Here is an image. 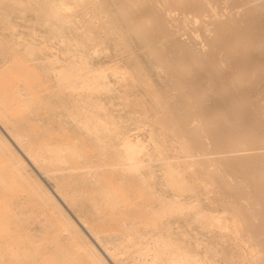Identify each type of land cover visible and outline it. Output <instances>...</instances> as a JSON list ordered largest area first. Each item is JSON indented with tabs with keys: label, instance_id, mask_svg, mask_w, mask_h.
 <instances>
[{
	"label": "bare ground",
	"instance_id": "1",
	"mask_svg": "<svg viewBox=\"0 0 264 264\" xmlns=\"http://www.w3.org/2000/svg\"><path fill=\"white\" fill-rule=\"evenodd\" d=\"M13 1L17 4L15 7L19 5L18 8L20 10L22 8L25 11L27 7L33 10V7L42 11L41 13H45L47 15L45 20L52 26L55 32L54 37L60 39L59 41L61 42L59 45L53 41L46 42L44 46L38 41L39 34L37 32L28 36L21 31L19 25L14 24V26L12 25L13 33H11L13 44L10 49L3 48L0 50V64H6L8 62L7 60L10 58L12 50L19 51L22 47H25L26 51H28L27 53H29L27 54L26 51L21 53L23 55L24 53L29 55L28 60H30L29 57L33 61L39 59V54L41 53L43 55L42 63L46 65L49 71L48 81L44 79V76L35 73H15V75L10 77L0 75V146L8 154L5 163L9 164V169L14 171L18 178L25 179L28 177V162H31L34 167H37L38 170L43 172V175L41 174L42 177H49L55 181V186L61 198L63 197L67 201H83L84 199L86 200V197H92L93 212L103 225L96 227L85 221L84 226L92 232L91 234L96 238L101 249L107 255L118 259L121 254H125L128 258H132V264H212L198 250V247L199 249L202 248L201 241L198 240L197 236H190V233L184 226L185 222L181 221L191 214H194L195 220L201 227L204 226L216 233L231 228L233 234H240L239 240L245 244L257 241L255 240V236L258 237V241L261 236H264V103H262L264 100V71L262 70L263 65L261 66V70L258 68L260 63H264V45L262 46L260 43V40L262 38L264 39V0H234L236 7L232 8H238L237 10L239 11L244 10L242 14H249L247 16L249 19L252 17L250 19L251 22L243 26H241V23L237 25L233 17L227 15L226 12L221 14L223 11L218 10V8L221 9L220 4H222L221 2L223 0H160V2L155 0L152 4L159 9H155L153 5L150 6L154 12H149L150 14L148 13L144 17L138 14L141 7L137 3L134 4L131 0L129 2L127 0H118L120 4L122 1V4L119 6L120 4L118 3L119 5L117 4L116 8L119 6L120 16L128 26L126 27L129 28L132 35L139 37L140 43L146 45V47L149 45L152 48L151 50H155L152 53L163 50V47H167L168 44L162 41L161 38L163 37L160 35L173 32L168 27V24L173 19L171 20L166 16V11L172 9L174 12L177 7L179 8V13H181V10L185 11V13L192 12V17H196L197 20L195 21H200L201 26L207 27L208 29L210 25L216 27L214 30L218 33V39L221 40L223 46H231L228 50L229 55L224 57H218L217 59L216 56L218 55H215L214 51V55L208 54L207 61L203 64L200 71L204 70L206 71H203L204 74L211 77L214 76L213 85L217 83L216 92H220L221 97H225V100L230 98L233 101L228 104L226 109L224 107L218 108V104L207 105L205 101H199V103L197 102L199 109L195 110V105L191 102V97L201 94L200 91H202V88L201 90L199 89L201 86L198 88L197 85H193L190 91L183 90L184 83L182 82V78L176 72L173 73V69H171L175 75V77L170 76L173 83H170L171 80L168 81L171 85L170 88L167 90L162 89L154 81V77L152 78L148 73V70L143 67L139 56L131 52L129 49L130 46H126L128 40L124 36L123 38L126 41L123 40L121 38L122 33H120L119 35L121 36L119 38L121 40L115 45L119 49V44L123 42V47L126 46L128 52H131L130 55L136 60V62H132L129 59L130 62L128 63L131 65L134 64L136 69L134 68V71L131 70L130 73L123 69L124 67L121 68L120 65L119 68L113 69V74L124 81H128L138 75L137 78H140L144 82V87H146V96L149 95L148 97L150 98L151 95L153 99V104L149 105L150 108H148V105L143 104V108L141 107L142 109H140L139 103L145 102L146 97L142 96L143 98H139L140 96L137 93L136 98H139V100L136 101L130 99V91L127 93V104L132 103V107L135 109L138 108V110L140 109V115L138 117L134 116L133 118L130 116L133 122L135 121L140 127V130L138 129L139 132L136 131L138 133L132 132L128 125L124 123L123 119L111 111L110 105L104 99L106 95L111 94L115 90L110 80L111 70L109 68L94 67L88 57L91 55L87 56L85 54L86 49L85 52L80 49L81 47L95 45L96 51L99 50L101 42H98V40L106 33L102 30L101 35L100 33L97 34L96 28L100 29L107 26L113 19L109 17L110 11L107 8L109 3L108 5L106 3L108 1L0 0V13L8 4L13 7L12 3H10ZM118 1L114 0L113 2L117 3ZM163 2L165 3L163 4ZM163 6H167L169 9ZM11 7L9 8L13 11ZM112 8L110 7L109 9ZM84 11L85 14H83ZM80 12H82L83 16L77 19L79 25L82 23L81 21L84 17L90 16L89 19L84 20L88 21V23L90 22V24L93 23L91 24L92 26H88V23H85L87 27L81 24L85 28H82L83 30L80 31L79 26L78 34L73 33L76 36L65 34L67 32L64 31L66 27H70L75 22V18ZM182 15L181 13V17ZM150 16H154V19L157 20L155 24L150 21L146 22ZM179 16L178 18L180 20ZM173 18H176L175 15ZM183 19L182 17V22ZM181 20L179 23H181ZM97 23L98 25L96 26L95 24ZM74 24L73 26H75ZM182 24L184 23H181L180 26ZM76 25L78 26V24ZM193 25L195 26V24ZM77 26L75 27L77 28ZM5 27L7 28V26ZM182 27L186 28L185 25ZM9 28L11 30V27ZM196 28L199 29L200 27ZM8 29H6L7 32ZM224 29H229L230 34L227 36L223 35ZM114 30L113 32H115ZM200 30L201 32L204 31L201 28ZM209 30L211 31V29ZM179 31H182L181 28ZM106 32L110 31L106 29ZM185 33L187 34L188 32L186 31ZM234 33L240 35L239 40L234 37L235 35L231 38ZM6 35L8 36V33ZM109 35L110 33L107 36ZM187 35H190V33ZM207 35L209 37V34ZM113 36L111 35L112 38ZM106 38L110 40L109 37ZM115 38L117 39L118 37ZM130 39L132 40V38ZM220 40H217V42ZM244 41L246 45L242 49V44L240 45L241 47H239V44ZM55 46L61 51L60 53H51L49 51ZM189 49L182 53L187 54ZM120 50L118 51L120 52ZM124 51L126 52L127 50ZM61 53H63V56H61ZM121 54L123 56L122 51L119 55ZM27 55L25 58H27ZM158 55H156V59ZM131 56L129 57L131 58ZM19 61L21 63V60ZM15 62L17 64V61ZM120 63L122 64L121 60ZM160 63L164 64L163 62ZM213 65L218 66L217 69L213 70ZM163 71L167 74V70L163 68ZM244 72H248L253 76L241 84L239 78L242 77ZM52 80H56V82L51 83ZM248 83H252L253 87H250L251 89L247 92L242 91L241 89L245 85H248ZM170 89H177L178 92L173 93ZM139 90L138 92H140ZM258 92L262 94V99H259L255 103L256 106L254 109L257 111H252L247 108L241 111L237 105L242 100H245L247 94L251 95ZM179 95H182L181 99L178 98ZM121 96L124 97L125 95ZM214 96L218 97V95ZM180 101L184 103H182L183 107H180ZM145 103H147V100ZM145 105L148 107L146 108ZM122 107L124 106L122 105ZM131 109L133 110V108ZM150 109H153L151 112L154 109L157 112L155 115L156 118L154 117L153 120L151 118L150 120L148 119ZM127 119L130 120L129 118ZM69 127L75 128V130L94 141L95 145L93 149L91 148L92 150H90V147L86 148L81 140L77 138L71 139L69 142H64L62 134L67 133ZM30 135H33V139H31ZM32 140H39V142L34 144ZM14 146L17 147L19 152H16ZM155 164H159L163 168L164 173L166 172L164 178H166L169 188L172 185L177 189L174 196L168 197L155 189V180L157 177ZM102 171H108L112 175L118 172L128 174V176L130 175L127 178L120 177L118 179L123 184L121 188L119 187L120 189H122V186L125 187L126 185L132 184L131 182H134L133 180L135 178L137 179L138 176L143 182L145 190H142L146 193H152V198L150 196L148 198L144 197V195L138 197V193L131 195L125 192H119V188H114L115 184L112 180H109L111 178L103 181L100 176ZM5 178L3 175L0 176V181L6 183L7 179ZM84 182L90 183L93 186H100L102 191L96 196L83 190H77L76 186ZM73 187L75 188L73 189ZM210 189L211 191L215 189L217 196L221 193L226 194L227 198L225 199H228L229 195L243 198L244 200L249 199L250 203L245 201L249 206L248 204L246 206L242 204L246 207V209L244 208L245 212L242 216L243 220L238 218L234 221L229 220L233 214L229 213L230 216L227 215L228 213L219 212L221 208L219 211L215 207H212L213 210H210L209 205V210L203 209L201 206L203 202L201 203L199 201V196V199L197 197L196 199L186 198L190 190L199 194L200 192L206 193ZM217 191L220 193L218 194ZM43 192L47 193L48 203L54 204L52 195L50 193L48 194L46 190H43ZM221 198L223 199V197ZM204 201L206 200L204 199ZM216 201L218 205V200ZM54 205L58 207L56 204ZM227 205L229 204L227 203ZM219 207L217 206V208ZM139 212L147 213L148 216L153 214L154 219L151 216L153 220L149 219L147 221L145 219L139 222ZM245 220L246 222H244ZM196 228L197 230L202 229H199V226ZM68 231H70V228H68ZM246 231H249V238L247 237L248 239L245 240L246 237L243 236V233H246ZM218 234L216 236L217 238ZM229 234H232V232L229 231ZM221 235L220 238L222 239ZM234 236L236 235L234 234ZM260 241L264 242V238L260 239ZM228 244L231 245V243ZM194 245L197 247L195 248ZM248 245L250 246V244ZM76 250L78 252L84 251L95 262L101 261L104 264L101 257L88 242L78 244ZM223 252L225 253V250ZM235 254L233 253L234 257L237 255L241 258L242 256ZM241 254L244 256V253ZM250 254H255V252L251 253L250 250ZM223 255L222 257L225 256ZM260 256L258 259L261 258L262 260L257 261L255 259V261L260 262L255 264H264V258ZM236 257L235 260L231 257L235 263L238 258Z\"/></svg>",
	"mask_w": 264,
	"mask_h": 264
},
{
	"label": "rangeland",
	"instance_id": "2",
	"mask_svg": "<svg viewBox=\"0 0 264 264\" xmlns=\"http://www.w3.org/2000/svg\"><path fill=\"white\" fill-rule=\"evenodd\" d=\"M39 1H41V0H39ZM104 1L105 2L108 1L106 3H107V5L109 3V6H107L108 10L110 11L109 17H111L113 19L111 20V22H109L107 24V26H105L106 28L102 27L105 30L102 28H100V29L96 28V31H97V34L100 33V35H101L102 34L101 31L103 30V31H105L106 34L110 33V35L107 36L108 34L107 35L103 34L102 38L104 39V37H105L104 40L100 37V40H98V42H101L100 43L101 45L99 46L98 51H96L95 45H89V47L87 46L88 48L87 47H81L80 49L84 52L86 49L85 54L87 56L91 55L88 57L90 59L91 64L94 67H96V68H101V67L102 68H109L111 70L110 80H111L112 84L114 85L115 90H114V92H112L113 94L111 93V94L106 95L104 97V99L107 102V104L110 105L111 111L116 116L121 117L123 119L124 123L126 125H128V127L132 130V132L134 131L135 133H138L140 130V127L138 126V124L135 121L133 122L132 117L133 118H134V116L138 117L140 115L139 110L143 108V104H146L148 106L152 105L153 99H152L151 95H150L151 100L148 97L149 95L146 96V87H144V82L141 81L140 78H137L138 75L136 77H132L133 80L129 79L128 81H124L121 78L117 77L115 74H113L114 73L113 69L119 68L120 65H121V68L124 67L123 69L129 71L130 73H131V70L134 71V68L136 69V66L134 64L131 65L128 63V62H130V60L132 62L133 61L136 62V60H134L135 58L130 55L131 52L136 53L139 56L140 61L143 63L142 64L143 67H145L146 70H148V73L152 76V78L154 77L153 79L157 83V85H159L164 90H167L168 88H170L171 85L169 84L168 81L171 80L170 83H173L170 76L175 77V75L173 74L175 72L180 76V78H182V82L184 83V88H182L183 90H186V91L189 90L190 91V89L192 88L193 85H197L198 88L201 86L199 88L200 90L202 88V91H200L201 94L200 95H194L191 97V102L195 105V107H194L195 110L199 109V107L197 106V102L199 103V101H201V102L205 101V103L207 105L208 104H212V105L218 104L219 105L218 108L224 107L225 109L227 108L228 104L233 101L230 98L225 100V97L224 98L221 97L220 92H216L217 83H215L213 85V81L215 78L214 76L211 77L207 74H204V72H206L204 70L200 71L203 64H205L207 61L208 54L218 55V56H216L217 59H218V57L220 58V57H224L226 55H229L228 50L231 48V46L230 47L226 46V45L223 46V44L221 43V40L218 39V36H219V35H217L218 33H216V31L214 30V28L216 29V27L210 25L209 26V29H211V31H210L207 27L201 26L202 24L200 23V21H195V20H197V18L196 17L194 18V16L192 17V12H188L189 13L188 14V13H185V11L180 9L181 13L185 16L184 17L182 15V17L184 18L183 22H182L181 13H179L180 11H179L178 7H177L178 9L176 8V10H174V12H173L172 9L170 10L168 8L169 7L168 5H167L168 7L163 6L164 8H167L170 11H172L171 13H173L176 17V18H173L174 15L171 14L169 10H167L168 12L166 11V14H167L166 16H168L171 20L173 19L170 23L168 22L169 23L168 27L173 32L172 33L169 32V33H166L164 35H160L161 37H163V38H161L162 41L166 42L168 45H167V47H163L164 51L160 50V51H156V52L152 53V51H155V50H151L152 48L149 45H148V47H146V45L140 43L139 37L134 36L130 33L129 28H127L128 26H127L126 22L123 21L122 17L120 16L119 6H121L122 1H121V4L119 2L120 0L119 1L115 0V1H118L117 3L113 2L114 0H104ZM131 1L134 4L137 3L141 7V9L138 11V14H140V16L144 17L149 12L150 13L154 12L152 7H150V6H152V5L155 6L154 4H152L155 2V0H131ZM158 1L160 2V0H157V2ZM13 2H10V3H12L13 7H11V5L8 4L6 7L3 8L2 12L0 13V32L2 31L0 33V36H1L0 37V40H1L0 41V50L3 48L4 49L5 48L10 49L11 45L13 44V39L11 37V33H13L12 25L14 26V24L19 25L21 31H23L28 36L31 34H35V32H37L39 34L38 35V38H39L38 41L40 43H42V45H44V46H45L46 42H51V41H53L57 45H59L61 43L59 41L60 39L54 37L55 32L53 31L52 26L45 20L47 18V15L45 13H41L42 11H39L33 7H32L33 10H31L30 7L29 8L27 7V9L25 11H23L21 8V10H22L21 11L20 8H18L19 5H18V7H15V5H17V4H15V2L13 4ZM127 2H129V0H127ZM165 2H167V1H165ZM165 2H163V4ZM114 3H116V4H114ZM221 3H222V4H220L221 9L218 8V10L223 11L221 14L226 12L227 15H229V16L231 15L233 17V20L236 21L237 25H238V23H241L242 24L241 26H243L244 24L251 22L250 19L252 17H250V19H249V17L247 18V16L249 14L248 15L246 13L242 14V12L244 13V10L243 11L240 10L241 11V13H240V11L237 10L238 8L237 9L232 8V7H236L234 4V0H223ZM117 4L119 5L118 8H116ZM112 6H113V8H112ZM9 7H11L13 11H11V9ZM110 7L112 9H109ZM15 8H18V9H15ZM29 9H30V12H29ZM116 9H118V10L116 11ZM155 9H159V8L155 6ZM233 11H235V12H233ZM231 12H233V13H231ZM236 12H237V14H236ZM83 14H85V11L83 12ZM86 14H88V13H86ZM179 14H180V16H179ZM226 14H224V15L226 16ZM88 15H90V14H88ZM110 15H112V16H110ZM80 16H83L82 12L78 13V15L75 18L76 19L74 22L75 24L73 23L75 26H77L76 24H78L77 28L75 26H73V24L71 25L72 27L67 26L66 29L64 30V31H67V32H65V34H67L69 36H73V35L76 36L79 32L78 31L79 26H80L79 27L80 31L85 28L82 25L85 26L86 25L85 23H88V21H86L84 19H89L90 16L84 17L83 20L86 22H84L82 20L81 21L82 25L81 24L79 25V22L77 21V19L80 18ZM178 16L180 17L181 23H184L181 26H180L181 23H179L180 20H179ZM189 16H190V18H189ZM1 17L3 19H5L4 21H5L6 25H5V23ZM191 17L194 19H192ZM115 18H116V20L118 19L117 23H116ZM186 18H188V19H186ZM81 19H82V17H81ZM244 20H245V23H244ZM36 21H37V23H36ZM112 21H115V22L112 23ZM149 21L153 22L155 24V21H157V20L154 19V16H150L149 19L146 20V22H149ZM20 22H22V23H20ZM38 22H39V24H38ZM1 23H3V24H1ZM114 23H115V25H113ZM174 23H175V25H174ZM91 24H93V23H91ZM91 24L89 22L88 26ZM193 24H195V26L198 28L200 27L204 31L201 32L200 28L197 29ZM1 25L3 26V29H2ZM95 25L97 26L98 23ZM184 25L186 28L182 27ZM5 26H7V28ZM110 26H111V28H110ZM179 26H180L182 31H179L180 30ZM9 27H11V30H9L10 29ZM26 27H29V28H26ZM86 27H87V25H86ZM115 27L117 29V32H116ZM174 28H176V29L173 30ZM182 28H184V29H182ZM6 29H8V32ZM106 29L110 32H106ZM76 30H77V32H75ZM113 30L115 32H113ZM176 30H178V32L175 33ZM206 30H207V32H206ZM51 31H53V32L51 33ZM186 31L188 33H190V35H187L188 33L186 34L185 33ZM228 31H229V29L228 30L224 29V31H223L224 33L222 32L223 35H225V36L229 35L230 31L229 32ZM6 33H8V36L6 35ZM71 33H72V35H71ZM73 33H75L76 35ZM116 33L118 34V36ZM120 33H122L121 38H123V36H124L125 39L128 40V42H126V46L127 45L130 46L129 49L131 50V52L130 51L128 52V48H127L128 46L123 47L124 45H122V43H123L122 41H121L122 43L119 44V47H118L119 49H117V46L115 44H118L117 42H119L121 40V38H119L121 36V35H119ZM207 34H209V37L211 36V38H209ZM111 35H114L113 38L111 37ZM192 35H194V36L192 37ZM233 36L236 37L238 40L240 39L239 38L240 35L238 33L232 34L231 38ZM8 37L10 38V40ZM106 37H109L110 40H107L108 38H106ZM115 37H118V38L116 39ZM130 38H132V40ZM125 39L123 38V40H125ZM207 39H209V40H207ZM170 40L173 42V44ZM217 40H220V41L217 42ZM2 41H5V42H2ZM129 43H131V44H129ZM260 43L262 46L264 45V39L263 38H262V40H260ZM216 44H217V46L214 47V45H216ZM226 44H227V42H226ZM240 45L242 46V49H243L244 45H246V42L244 41L243 43H240L239 47H241ZM90 47H92V48L90 49ZM120 47H121V50H120ZM122 47L124 50H127V51L125 52L122 49ZM131 47H132V49H131ZM57 48L58 47L55 46L54 48L50 49L49 51H51V53H54V52L60 53L61 51ZM188 48H190L189 49L190 51L188 50L187 54H183L182 52L186 51ZM23 49H25V47H22L21 49H19V51H15V50L11 51L10 58L7 60L8 62L6 64H4V63L0 64V73H1L0 75H2L4 77H10L12 75H15V73L16 74L35 73L37 75L44 76V79L45 80L47 79V81H48L49 71L47 70L46 65H44L42 63L43 55L41 53L39 54V59L41 58L40 60L36 59L35 61H33L32 58H30V57H29L30 60H28L29 55H27V54H29V53H27L28 51H26V49L25 50H23ZM88 49L90 50L89 52H88ZM118 50H120V52ZM150 50H151V52H150ZM215 50H216V52H215ZM13 51H14V53H13ZM25 51L27 54H25V53H24V55L21 54L22 52H25ZM117 51L119 53H121V51H122L124 57L122 56V54L119 55V53ZM213 51H214V54H213ZM157 53L158 54L160 53V54L158 55ZM189 53L191 56L189 55ZM17 54H18V57H17ZM62 54L63 53H61V56H63ZM26 55H27V58H25ZM126 55H128V56H126ZM156 55H158L157 59L155 58ZM22 56H23V58H22ZM129 56H131V58ZM255 56H258V55H255ZM125 57H128V58H125ZM119 58L122 61V64L120 63ZM19 60H21V63H19L20 62ZM23 60H26L27 62L23 61ZM38 60L41 62H39ZM15 61H17V64ZM11 62H14L15 64L11 63ZM160 62H163L165 65L161 64ZM243 64H244V62H243ZM5 65H6V67H5ZM130 66H134V67H130ZM261 66L263 67V69ZM162 67L164 68V70H167V74L164 73ZM217 67L218 66L213 65V70L217 69ZM258 68L260 70L262 69L264 71V63H260L258 65ZM1 69H2V71H1ZM171 69H173V73H172ZM263 75H264V73H263ZM263 75H262V77H263ZM251 76H253V75H250V73H248V72H244L242 77L239 78V82L241 84H243L246 80H248V78H251ZM230 80H231V78H230ZM55 82H56V80L51 81V83H55ZM123 83H125V84H123ZM137 85H138V87H137ZM142 85H143V87H142ZM251 85H252V83L251 84L248 83V85H245V87L242 88L241 90L247 92L253 87V85L252 86ZM129 87L132 89L129 90L130 89ZM137 89L138 90L140 89L139 90L140 92H138ZM120 91H121V93H120ZM128 91H130V95H129L130 99H134L137 101V100H139V98L144 96V97H146L147 103H145L146 100H145V102L144 101L142 103L140 102L139 103L140 107L138 105V107L140 108L139 110H138V108L135 109L134 107H132V105H133L132 103L127 104L126 97H127ZM170 91L173 93L178 92L177 89H170ZM141 92H142V95H141ZM194 92H196V91H194ZM137 93H138V96H140L139 98H136ZM139 93H140V95H139ZM196 94H197V92H196ZM121 95H125V96L123 97ZM214 95H218V97H215ZM181 96L182 95H179L178 98L181 99ZM259 99H262V94L260 92L254 93L251 95L247 94L245 97V100H242L239 103V105H237V106L240 107L239 109L241 111H244L245 108L250 109L252 111H257L254 108L256 106V104H255L256 101H258ZM180 103H181L180 107H183L184 103L182 101H180ZM262 103H264V100ZM122 105L124 107H122ZM127 106H128V108H127ZM148 106H146V108ZM129 108L131 111L129 110ZM131 108H133V110ZM148 108H150V106ZM152 110L153 109H150V112H149L150 113V116L148 118L149 120H150V118H151V120H153L155 115L157 114L155 109L153 112H151ZM128 111H130V112H128ZM130 116H132V117L130 118ZM127 118H129L130 120H128ZM136 131H138V132H136ZM30 136H31V139H33V135H30ZM62 138H63L64 142L65 141L69 142L71 139L77 138L78 140H81V142L85 145L86 148L90 147L89 148L90 150H92L94 145H95L94 141L90 140L86 135L75 130V128H73V127H69L68 132L62 134ZM8 141H9V139H8ZM32 141H34V140H32ZM38 142H39V140H35L32 143L37 144ZM14 148L16 149V152L17 151L19 152L17 147L14 146ZM7 155L8 154H6L5 150L0 146V176L3 175L6 177L5 179H7L6 183H2L0 181V264H102L101 261L95 262L91 257H88L89 255L86 254V252H84V251L78 252L76 250V247L78 246V244H80V243L82 244L85 242H88L94 248V250L97 252V254L101 257L104 264H132L133 263L132 258H128L127 255H125V254H121V256L118 259H115V258L107 255L105 253V251L101 249L99 242L96 240V238L91 234L92 232H90L88 230V228L86 226H84L85 221L88 222L90 225H93L96 227L103 225V223L97 218V215L93 212V200H92L93 198L92 197H90V198L86 197V200L84 199L83 201H71V200L67 201L66 199H63V197L61 198V196L59 195V191L55 186V181L49 177H45V178L42 177L41 174L43 175V172L41 170H38L37 167H34L31 162L30 163L28 162V171H27L28 177L25 179H20L15 175L14 171L9 169V167H10L9 164L5 163L6 162L5 159H6ZM155 171L157 173V177L155 180V189H157L159 192H162L163 194L167 195L168 197L174 196L177 189H175L174 186H172V185H171V188H169V186L167 185V182H166V178H164L166 175V172L164 173L163 168L160 167L159 164H155ZM161 172H163L164 174ZM8 174H9V176H8ZM100 176L102 177L103 181H106L107 179L111 178L109 180H112L113 183L115 184L114 188L115 187L121 188V185H123V184L118 179L120 177L127 178L130 175L128 176V174H122L119 172L112 175L108 171H102ZM138 178L139 177L137 176V179L135 178L133 180L134 182H131L132 181L131 180L130 182L132 184L126 185L125 187L122 186V189L119 188L118 189V190H120L119 192H121V193L125 192L126 194H131V195H133L134 193L135 194L138 193V197H140V195H142V196L144 195V197L148 198L150 196V198H152V196H153L152 193H148V192L146 193L145 191L142 190V189H144L143 182H142L141 178H139V179ZM137 181H139V182H137ZM162 183H164V184H162ZM131 186H133V187H131ZM166 186H167V188H166ZM74 188L75 187H73V189ZM76 188L79 191L83 190L89 194L96 195V196L102 191V188L100 186H96V185L93 186L90 183H86V182L79 183L76 186ZM125 189L126 190L128 189V190L126 191ZM136 189H137V191H136ZM43 190H46L48 192V194L50 193L52 195L53 202L58 207H56L52 203H48L47 193L43 192ZM209 191H207V192L210 195L207 192L206 193L200 192L198 194L195 191L190 190V192L187 193L186 198L187 199H190V198L196 199V197H197V199H199V197H200V199L202 198L201 200L199 199V201H201V203L203 202L202 203L203 205L201 204L203 209L209 210V208H208L209 205H210V210L211 209L213 210L212 207H215L216 210L218 209L217 211H219V209L221 208L220 209L221 211H219V212H222L225 214L228 213L227 215H230L229 213L233 214L232 216L230 215L231 217L229 216L230 217L229 220L234 221V220H237V218L238 219L243 218L242 216L245 212L244 208L246 209V207H244L243 205L246 206V204L250 203L249 199L244 200L243 198L230 196L229 194H228L229 195L228 199H225V198H227L226 194H224V193L219 194L220 192L217 191L219 194L217 196L215 189H212V191L210 189ZM142 192H144V193H142ZM212 192H214V193H212ZM210 196H212L211 199H210ZM206 197H209V198H206ZM214 197H216V198H214ZM221 197H223V199ZM229 197L231 198V200H229L230 199ZM218 198H221V199H218ZM204 199L206 201H204ZM216 200H218V205H217ZM214 201H215V203H214ZM225 201H227V202H225ZM245 201H248V203ZM210 202H212V203H210ZM223 202H225V203H223ZM227 203L229 205H227ZM238 203H239V205H238ZM214 204H215V206H214ZM225 205H227L228 207ZM235 205L236 206L238 205V206L236 207ZM217 206L218 207L220 206V207L217 208ZM248 206H249V204H248ZM239 208H240V210H239ZM229 209L230 210L232 209L233 212L232 211L230 212ZM214 211H215V209H214ZM234 214H235V216H234ZM236 215H238V216H236ZM151 216L153 217V214L148 216L147 213L139 212V222H141L142 220H145V219L147 221H149V219L153 220L154 217L152 219ZM231 218H233V219H231ZM244 218H245V216H244ZM155 219H156V217H155ZM188 219H190V220H188ZM181 221L185 222L184 226L186 227V229L190 233V236H192V237L197 236L198 240L201 241L202 248L199 249V247H198V250H199V252L204 254V256H206V260L208 262H212V264H236V263L244 264V262H246L245 264H255V263H260V262H257V261H260V259H261V258L258 259L260 255H261L260 257L264 258V248H263L264 242L260 241V239L264 238V236L263 237L261 236L259 241H258V237L255 236V240H257L259 244L257 243V241L248 242L245 244L244 242H240V240H239L240 234L234 233L236 235V236H234L231 228L224 229V230H222V232H217V233H219L218 238H217L216 237L217 233L215 231H213L209 228H206L204 226L201 227V225H199V223L195 220L194 214L187 216L186 218L182 219ZM244 222H246V220ZM246 224H248V223H246ZM195 226L196 227L199 226V229L200 228H202V229L197 230V228ZM68 228H70V231H68ZM195 228H196V230H194ZM205 229H207V230H205ZM229 231L232 232V234H229ZM198 232H199V234H198ZM203 232H205V233H203ZM227 232H228V234H227ZM194 233H195V235H193ZM221 233H222V235H221ZM246 233H243V236L246 237L245 240L249 238V231L248 232L246 231ZM220 235L222 236V239L220 238ZM251 235H252V233H251ZM212 236H213V238H212ZM212 239H214L215 241L213 240L212 242H210ZM228 243H231V245L233 244L232 246L234 247V249H232L233 247ZM242 243H244V244L242 245ZM253 243H254V245H253ZM248 244H250V246ZM228 245L230 248L231 247L232 248L230 249L229 247H227ZM110 246H111V244H110ZM223 246H225V247H223ZM247 246L251 250V253L255 252V254H252L253 256L250 254V250L248 249ZM194 247L196 248L197 246L194 245ZM254 247H256V248H254ZM260 248H261V250L262 249L263 250L261 251ZM237 249H238V251H237ZM245 249L246 250L248 249V250L246 251ZM253 249H254V252H253ZM224 250H225V253L223 252ZM230 250L234 254L236 253V254H239L242 256H243V254H241V253H244V256L243 257L241 256V258H239L240 256H237L235 254L238 257L237 258L235 256L237 258L236 260L238 261L240 259V261H238V262L236 261V263H235V261H233V259L235 260V257L233 255V253L231 254ZM260 251H261V254H260ZM222 252L225 256L222 254ZM226 252H228V253L226 254ZM246 253H249V254H246ZM222 255L224 257H222ZM227 255H228V257H227ZM229 256H230V258H229ZM255 256H256V258H255ZM226 257H227V259H226ZM231 257H233V259ZM245 257H246V259L248 257L249 258L246 260ZM255 259L257 261H255Z\"/></svg>",
	"mask_w": 264,
	"mask_h": 264
}]
</instances>
